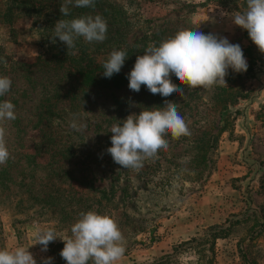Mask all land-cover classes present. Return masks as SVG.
Listing matches in <instances>:
<instances>
[{"label":"rangeland","instance_id":"374dc122","mask_svg":"<svg viewBox=\"0 0 264 264\" xmlns=\"http://www.w3.org/2000/svg\"><path fill=\"white\" fill-rule=\"evenodd\" d=\"M109 1L132 23L124 46L141 38L152 44L157 31H163L166 39L184 29L226 37L241 46L244 56L245 48L254 45L247 30L233 22L246 0ZM60 3L57 0L55 6ZM3 6L0 2V10ZM35 20L22 16L11 29L0 21V76L12 81L4 100L14 105L16 98L24 106L31 102L20 95L27 74L21 64H32L55 48L51 42L52 50L45 44L49 32L39 29L46 19L39 18L37 25ZM103 46L107 44L99 45L96 53L88 49L100 64L112 52L102 51ZM255 55L259 61L253 75L239 73V80L238 73L229 69L225 77L228 86L240 87L246 94L225 117L217 104L216 86L192 89L183 84L185 95L174 102L191 134L178 139L167 135L168 149L146 160L139 171L122 169L106 151L113 125L142 108H152L145 95L128 85L92 94L91 111L75 119L84 125L79 130L71 127V114L65 115L57 131V161L51 165L37 164L41 159L34 142L41 138L36 129L19 134L11 122L0 121L10 152L7 163L0 165V249L29 246L37 264H43L45 257H51L52 264H66L60 255L63 240L57 237L47 251H41L34 244L36 229L50 227L68 237L80 214L94 210L114 217L123 234L126 252L116 264H148L153 256L170 252L173 244L200 236L207 226L254 211L255 218L238 222L229 236L216 240L213 264H251V260L264 264V53L256 46ZM43 74L36 72L39 77ZM113 98L122 105H113ZM69 104L64 101L59 107ZM17 111L28 114L15 105ZM110 187V197L95 190ZM77 193L95 198L79 199ZM194 258L192 250L183 251L179 264Z\"/></svg>","mask_w":264,"mask_h":264},{"label":"clouds","instance_id":"9594fccd","mask_svg":"<svg viewBox=\"0 0 264 264\" xmlns=\"http://www.w3.org/2000/svg\"><path fill=\"white\" fill-rule=\"evenodd\" d=\"M246 10L233 15V22L247 30L252 42L264 53V0H246ZM95 8V0H61L62 16L71 14V7ZM107 21L100 15H84L71 19H59L54 25L58 37L67 46L75 47V41L103 42L106 39ZM124 50H113L103 63V76L111 78L119 73L127 58ZM247 60L239 44L230 43L226 37L205 34L198 29H184L162 40L159 45L149 44L143 55H138L133 68L127 74L130 90L139 92L145 86L153 95L165 98L163 107L142 108L138 114H129L121 124L110 129L111 146L107 152L122 169L139 171L146 160L158 158L161 150L168 149L167 135L173 138L190 135L189 127L178 111L177 103L168 97L184 89L172 83L174 75L188 88L228 86L225 77L229 69L235 73L246 72ZM12 81L0 76V97L11 89ZM16 119L15 105L8 100L0 101V121ZM71 127H84L74 119ZM10 158L6 143V129L0 126V165ZM71 235L60 236L53 228H37L35 243L41 251H47L50 242L57 237L64 242L60 252L66 264H116L125 254L124 237L114 217L94 210L81 213L70 228ZM0 264H37L29 246L0 249ZM43 264H52L51 257L43 258Z\"/></svg>","mask_w":264,"mask_h":264},{"label":"trees","instance_id":"16d2710c","mask_svg":"<svg viewBox=\"0 0 264 264\" xmlns=\"http://www.w3.org/2000/svg\"><path fill=\"white\" fill-rule=\"evenodd\" d=\"M0 2H3L4 5L2 7L3 10H0L2 19L0 21H3L8 28L10 27L9 29H11L17 18L32 16L37 17L35 25L39 24V18L44 21L46 19V25L40 26L39 29L49 32V35L46 34L49 37L54 36L53 27L59 19L100 14L107 21L106 39L103 42L89 43L81 37L76 39L74 48L67 50V46L58 37L55 43L49 38L45 44L51 50L53 49L51 45H53L55 47L54 51L47 54L44 58L38 57L37 61L32 64H21L22 67H26L27 74L25 76L26 83L24 88L21 89L22 93L20 95L21 97L25 96V98L30 97L31 102L24 106V101L20 102L17 98L14 99L13 101L18 103L15 104L17 110L25 111L28 114L25 115L17 111L15 112L16 119L8 122H11L19 134L27 132L28 128L36 129L38 136L41 138L39 141L34 142L35 154H39L41 159H39L40 161L37 164L39 166L51 165V162L57 161L55 158L58 147L56 137L59 135L57 131H59L61 123L66 121L65 115L71 114L73 117L71 121L82 115H87L91 111L88 105L95 102L92 99V94L107 92V90H117L121 86L128 85L127 74L133 68L137 56L143 55L149 43L147 39L141 38L132 42V44L124 46L125 36L129 33L132 23L123 15V12H120L118 5L109 0H95L94 9L70 6L71 14L68 17L62 16L60 7L57 8L55 6L57 0H0ZM244 6H246V3H242L239 8L241 13L245 11ZM163 34V31H157L151 39L152 44L158 46L164 40ZM50 42L51 45L49 44ZM79 43L81 46H79ZM105 44L107 46H103L102 51L124 50L128 55L120 72L113 74L111 78L103 76V64H100L94 55H90L91 51L88 50L91 48L96 53L98 52V46ZM255 50V44L247 46L244 50L245 56L249 59L246 71L248 75H253L252 73H254L256 64L259 61V58L255 55ZM37 70H41L45 74L39 77L36 75ZM237 75L239 76L240 74L238 73ZM241 77L239 76L238 79L241 80ZM171 80L177 87L183 88V84L174 75L171 76ZM215 88L217 89L215 94L219 97L217 104L224 117L231 113L229 108L236 105L239 99L244 98L246 95L240 87L234 88L231 84L230 86H216ZM30 89L34 90L32 94H30ZM39 89L40 91L37 95V90ZM139 93L145 95V99L149 100L152 107L164 106L165 98L159 94L153 95L145 86H141ZM179 96L177 93L167 99L170 102H174ZM4 99L5 96L0 97V101ZM64 101L70 102L69 106L59 107L60 103ZM113 105L119 107L122 103L118 99L113 98ZM232 121H234V118ZM67 132L71 133L72 129L67 130ZM79 136L80 138H85L83 133H80ZM95 190L104 192L105 197H110L113 193L112 187L108 189L97 188ZM77 194V198L86 199L90 202L95 198L94 194H91V196L90 194ZM255 213L251 211L250 214H246L245 211L243 214H238L240 218L233 214L222 223L211 224L206 227L200 236H193L185 241L173 244L170 252L153 256L148 264H179V255L186 250H192L195 256L194 259L188 260V264H213L216 240L229 236L235 224L249 217L255 218ZM258 221L263 222V218H258ZM251 264L258 263L251 260Z\"/></svg>","mask_w":264,"mask_h":264},{"label":"crops","instance_id":"0c3cea01","mask_svg":"<svg viewBox=\"0 0 264 264\" xmlns=\"http://www.w3.org/2000/svg\"><path fill=\"white\" fill-rule=\"evenodd\" d=\"M216 210V212H218V210L217 209H215Z\"/></svg>","mask_w":264,"mask_h":264}]
</instances>
